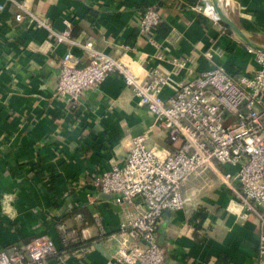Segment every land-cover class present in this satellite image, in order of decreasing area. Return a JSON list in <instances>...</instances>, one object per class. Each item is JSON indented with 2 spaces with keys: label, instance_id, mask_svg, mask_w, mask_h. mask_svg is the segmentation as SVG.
<instances>
[{
  "label": "crops",
  "instance_id": "1",
  "mask_svg": "<svg viewBox=\"0 0 264 264\" xmlns=\"http://www.w3.org/2000/svg\"><path fill=\"white\" fill-rule=\"evenodd\" d=\"M24 3L28 12L18 6ZM154 3L161 5V22L141 35L139 18ZM0 4V250L24 248L37 237L51 238L61 250L55 225L63 223L78 229L79 240L47 264H115L119 226L139 201L117 204L112 195L94 189L92 179L121 165L135 137L145 135V145L162 156L177 144L117 74L77 102L56 95L61 57L69 51L77 67L86 65L89 53L79 44L88 39L137 75L152 67L170 75L171 85L161 92L167 99L177 82L213 67L234 79L254 71V54L222 24L171 0ZM220 6L244 34L264 42V0H220ZM18 13L20 21L15 20ZM206 13L215 14L210 7ZM36 20L50 23L56 32L69 23L76 44L48 41L46 30L35 27ZM180 61L185 65L179 66ZM181 195L184 207L165 212L156 228L163 264H258L259 221L254 215H238L242 206L214 171L190 177Z\"/></svg>",
  "mask_w": 264,
  "mask_h": 264
},
{
  "label": "built area",
  "instance_id": "2",
  "mask_svg": "<svg viewBox=\"0 0 264 264\" xmlns=\"http://www.w3.org/2000/svg\"><path fill=\"white\" fill-rule=\"evenodd\" d=\"M171 4L186 5L219 24L215 14L206 13L212 8L210 1L197 0L193 4L171 0ZM18 6L28 12L27 4ZM21 18V13L15 15V20ZM161 18L160 4L146 5L137 24L139 34H150ZM65 24L63 31L56 32L50 23L35 21L36 28L46 30L48 41L74 45L69 23ZM79 47L89 53L88 63L77 67L67 51L61 57L56 75V95L77 102L85 92L99 88L107 76L117 74L155 117L168 140L177 144L173 152L162 156L145 145V135L135 137L121 165L92 179V187L103 195H112L117 204L132 205L139 201L138 209L129 213L119 226L114 263L163 264L165 254L155 241L162 215L184 207L181 186L190 177L212 170L242 206L243 214L238 215H254L259 221L258 264H263L264 53L248 49L254 54L257 66L248 74L234 79L222 68L213 67L190 80L177 82L172 95L164 99L161 92L171 85L172 79L160 68L152 67L137 75L120 58L95 49L88 39ZM178 65L184 66L185 62ZM219 166L237 167V170L229 173ZM76 219L80 221L81 215ZM55 228L61 250L51 238L37 237L24 248L14 245L0 250V264H47L48 260L68 252L79 240L78 229L63 223H56Z\"/></svg>",
  "mask_w": 264,
  "mask_h": 264
},
{
  "label": "water",
  "instance_id": "3",
  "mask_svg": "<svg viewBox=\"0 0 264 264\" xmlns=\"http://www.w3.org/2000/svg\"><path fill=\"white\" fill-rule=\"evenodd\" d=\"M211 5L219 23L228 28L243 46L252 51L264 53V45L257 43L240 30L236 23L222 10L220 0H211Z\"/></svg>",
  "mask_w": 264,
  "mask_h": 264
},
{
  "label": "trees",
  "instance_id": "4",
  "mask_svg": "<svg viewBox=\"0 0 264 264\" xmlns=\"http://www.w3.org/2000/svg\"><path fill=\"white\" fill-rule=\"evenodd\" d=\"M183 1L186 2V3H193V4L197 3V0H183ZM225 28H226V27H225ZM226 31L229 32V33H231L230 30H229L228 28H226ZM50 182H51V179H49V180L47 181L48 184H50ZM78 211L81 212V213H84L83 209H80V210H78ZM84 222H85V221H84ZM86 222L90 223L91 221L89 222V221L86 220ZM72 246H73V245H72Z\"/></svg>",
  "mask_w": 264,
  "mask_h": 264
},
{
  "label": "rangeland",
  "instance_id": "5",
  "mask_svg": "<svg viewBox=\"0 0 264 264\" xmlns=\"http://www.w3.org/2000/svg\"><path fill=\"white\" fill-rule=\"evenodd\" d=\"M254 40L257 41L258 43H261V42L264 43L263 41H258L257 39H254Z\"/></svg>",
  "mask_w": 264,
  "mask_h": 264
}]
</instances>
